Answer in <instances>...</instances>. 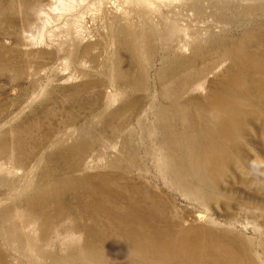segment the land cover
Listing matches in <instances>:
<instances>
[{
    "label": "rangeland",
    "instance_id": "374dc122",
    "mask_svg": "<svg viewBox=\"0 0 264 264\" xmlns=\"http://www.w3.org/2000/svg\"><path fill=\"white\" fill-rule=\"evenodd\" d=\"M0 264H264V0H0Z\"/></svg>",
    "mask_w": 264,
    "mask_h": 264
}]
</instances>
